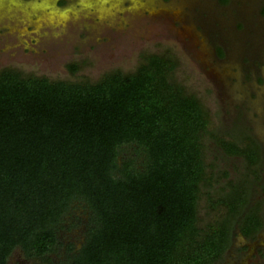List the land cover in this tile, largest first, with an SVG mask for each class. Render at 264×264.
<instances>
[{"label": "trees", "instance_id": "16d2710c", "mask_svg": "<svg viewBox=\"0 0 264 264\" xmlns=\"http://www.w3.org/2000/svg\"><path fill=\"white\" fill-rule=\"evenodd\" d=\"M174 68L150 54L134 72L94 83L0 70V264L15 250L35 264H217L235 225L257 232L262 203L244 211L247 178L216 198L206 193L209 208L225 212L200 224L209 120L171 79ZM219 141L258 163L255 141ZM80 225L76 249L59 232Z\"/></svg>", "mask_w": 264, "mask_h": 264}, {"label": "rangeland", "instance_id": "374dc122", "mask_svg": "<svg viewBox=\"0 0 264 264\" xmlns=\"http://www.w3.org/2000/svg\"><path fill=\"white\" fill-rule=\"evenodd\" d=\"M60 1L0 0V70L94 83L107 73L134 72L150 54L171 59V79L196 96L209 120L202 143L211 179L202 186L200 224L225 212L210 209L206 193L216 198L244 178L249 196L264 207V0ZM219 139L255 141L258 163L249 167L244 157L227 154ZM72 212L86 217L83 207ZM83 230L59 235L78 249ZM241 247L217 264H264V256ZM8 264L35 263L15 250Z\"/></svg>", "mask_w": 264, "mask_h": 264}, {"label": "flooded vegetation", "instance_id": "af4514ba", "mask_svg": "<svg viewBox=\"0 0 264 264\" xmlns=\"http://www.w3.org/2000/svg\"><path fill=\"white\" fill-rule=\"evenodd\" d=\"M68 1V0H66ZM63 5L65 1L61 0L60 1ZM59 6V5H57ZM249 203L246 205L244 211H247L250 207H252L254 204H256L254 202V198L252 196V198L249 196ZM261 217H262V225L261 227L257 230V232L250 237L244 236L242 235V233H240L237 225H235V228L232 230L231 233V239H230V243L229 246L227 247V249L225 250V253L223 255L226 256L230 251H235L237 253V248L238 246H242L241 248H243L242 250L245 249L246 254L249 253H254L255 255L257 254V256H264V207H262L261 210ZM237 237L241 239V243L237 246ZM240 250V251H242ZM248 253V254H249ZM263 254V255H262ZM248 256V255H247ZM243 257V256H241ZM245 257V256H244Z\"/></svg>", "mask_w": 264, "mask_h": 264}]
</instances>
